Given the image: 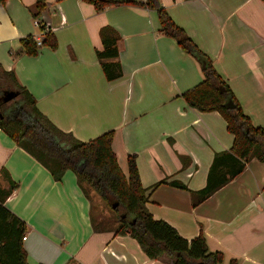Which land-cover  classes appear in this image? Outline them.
Instances as JSON below:
<instances>
[{
	"label": "crops",
	"instance_id": "obj_1",
	"mask_svg": "<svg viewBox=\"0 0 264 264\" xmlns=\"http://www.w3.org/2000/svg\"><path fill=\"white\" fill-rule=\"evenodd\" d=\"M143 2V0H102ZM173 22L212 62L254 127L264 130V0H158ZM38 19L49 24L55 50L17 55L20 40L37 36L36 0L0 3V66L12 71L56 128L87 142L113 131L112 150L124 176L135 157L147 210L186 240L200 233L222 264H264V163L255 159L196 206L215 154L233 136L217 112L189 107L181 95L203 80L201 66L159 32L144 6L85 0H43ZM110 26L120 78L108 81L96 52ZM175 181L186 190L169 185ZM0 201L25 223L28 264H170L148 259L129 235L100 229L91 201L71 170L50 171L0 129Z\"/></svg>",
	"mask_w": 264,
	"mask_h": 264
},
{
	"label": "trees",
	"instance_id": "obj_2",
	"mask_svg": "<svg viewBox=\"0 0 264 264\" xmlns=\"http://www.w3.org/2000/svg\"><path fill=\"white\" fill-rule=\"evenodd\" d=\"M4 1L0 0V3ZM85 1L93 5L96 11L110 5L144 6L155 11L159 32L174 39L201 66L202 82L184 92L181 97L189 107L200 112L219 113L226 123L227 132L233 136V143L228 151L214 155L205 188L190 193L193 206L206 200L240 174L249 161L255 159L264 163V130L251 124L211 60L173 22L158 0ZM43 8V0H36L38 13L34 18L38 17ZM99 37L102 50L96 52V57L105 78L113 81L122 75L120 64L115 62L120 36L110 26H104L99 30ZM20 45L17 55L33 57L41 47L55 50L57 41L48 32L41 47L36 46L33 36L22 38ZM7 91L15 92L17 96L2 103L3 93ZM228 102L233 104L232 109L226 107ZM0 115V129L17 146L47 168L55 180H60L65 171L71 170L85 196L86 188H90L110 206L117 204L115 209L111 208L118 214L119 226L114 233L133 238L148 259L168 258L170 264L223 263V255L220 252H210L201 233L188 241L166 222L152 218L146 207L148 197L139 180L135 157L130 155L127 158V176L123 175L117 164L112 150L113 131L87 142H81L71 134L60 131L37 110L34 98L19 84L14 73L5 71L1 66ZM169 185L186 190L179 182L172 181ZM25 232V223L0 201V264H28L22 244ZM230 264L237 262L232 260Z\"/></svg>",
	"mask_w": 264,
	"mask_h": 264
},
{
	"label": "rangeland",
	"instance_id": "obj_3",
	"mask_svg": "<svg viewBox=\"0 0 264 264\" xmlns=\"http://www.w3.org/2000/svg\"><path fill=\"white\" fill-rule=\"evenodd\" d=\"M87 196L91 201V218L100 229L115 230L118 228V214L111 209L110 204L104 202L90 188H86Z\"/></svg>",
	"mask_w": 264,
	"mask_h": 264
},
{
	"label": "built area",
	"instance_id": "obj_4",
	"mask_svg": "<svg viewBox=\"0 0 264 264\" xmlns=\"http://www.w3.org/2000/svg\"><path fill=\"white\" fill-rule=\"evenodd\" d=\"M35 27L39 29L40 34L34 37V42L36 43L37 47H41L43 39L45 38V35L49 32V24L42 22L40 19L35 18L33 21ZM26 237L22 238V241H24Z\"/></svg>",
	"mask_w": 264,
	"mask_h": 264
},
{
	"label": "water",
	"instance_id": "obj_5",
	"mask_svg": "<svg viewBox=\"0 0 264 264\" xmlns=\"http://www.w3.org/2000/svg\"><path fill=\"white\" fill-rule=\"evenodd\" d=\"M17 94L15 92H12V91H7V92H4L3 93V97H2V103H6V102H9L11 101L12 99L16 98ZM226 107L229 108V109H232L233 108V104L231 102H228L226 104ZM2 116L0 115V118ZM117 206V204H113L112 205V209H115Z\"/></svg>",
	"mask_w": 264,
	"mask_h": 264
}]
</instances>
